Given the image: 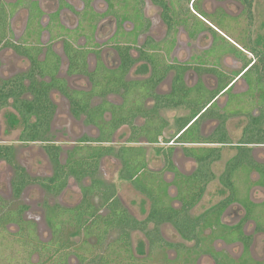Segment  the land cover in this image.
Returning <instances> with one entry per match:
<instances>
[{
	"label": "flooded vegetation",
	"instance_id": "1",
	"mask_svg": "<svg viewBox=\"0 0 264 264\" xmlns=\"http://www.w3.org/2000/svg\"><path fill=\"white\" fill-rule=\"evenodd\" d=\"M263 14L264 0H0V31L4 34H2L3 37L1 35L0 50H11L17 58L25 59L28 63L25 71L1 79L0 84L15 76L28 73L37 64L36 71L38 73L35 77L38 81H44L45 85L49 86L52 81L54 83L57 80L56 83H62L71 94L85 95L91 92L94 87L105 83L103 77L112 75L111 78L115 81L116 72H120L124 65L130 64L125 67L124 81L120 86H117L119 87L117 91H109L105 95L95 94L88 99L91 107L102 105L106 107L103 113L105 120L111 119L112 107H116L117 110L121 109L126 114V122L119 125L110 142L82 141L85 137L97 138L99 130L94 124L85 123V114L76 117L71 111L70 99L61 89L55 86L48 91V97L54 104V112L46 134L48 141L20 140L24 130V121L11 105V98L8 99L7 105L0 109L1 113L4 108L10 106L14 110L13 114L18 116L17 118L16 115H11V118L7 121L10 127L7 132L20 125L21 130L18 141L22 144L42 143L43 150L52 164L44 148L47 144L58 145L61 148L60 161L64 163L68 151L83 144H101L118 148L119 146L113 144L114 135L122 127H127L128 136L124 144L141 146L146 150L145 173L153 174L157 183L162 182L166 185L167 194L172 199L171 205L174 207H180V201L177 199L178 186H182L197 167L196 161L185 155L184 148H206V146L219 148L220 156L210 164L211 170L212 164L221 158L223 146L234 145L237 148V152L226 163L235 157L241 148H247L252 162L260 165L263 169V175L255 167H252L249 172L240 167L237 172L241 175L237 176L236 172L233 180L236 182L238 189L237 197L240 199L246 197L254 204L252 212L249 213L250 215L240 202H230L220 215V222L225 227H204L200 234L201 241L183 238L170 222H162L157 226L152 223V228H149L151 223L147 225L146 229L148 230L157 228L160 239L157 242L158 244H152L144 231H133L143 232L149 242L150 250L152 248L153 251L157 252L164 249V247H168L175 251V256L171 260L166 258L167 263L194 264V260L199 254H209L213 259V264L223 263L221 262L224 261L223 259L232 260V264H264V255L262 258L253 256L252 237L246 232L247 225L251 224L255 233L264 234V183H262L264 182V162H259L250 153L251 147L264 145V143H241L244 131L250 124L252 117L262 118L259 127L264 130V101L258 104H250L249 101L253 100L251 95L247 94V90L255 87V85L257 86L258 77L263 79L261 88L264 90V42L258 41L254 30L257 19H263ZM2 20L5 24L4 27H1L3 25ZM228 58L231 59V63L227 62ZM226 65L232 66L227 69ZM250 73L252 74L249 78ZM209 79L214 80L213 85L208 84ZM24 82L28 84L29 79ZM164 85H166V88H164ZM232 90L233 92H231ZM228 92L232 94L230 97L227 96ZM56 94L59 95V101L55 99ZM235 94H240L238 100L231 99ZM110 96L117 97L118 100H112ZM23 97L31 99L32 95L26 92ZM200 97L206 101L201 99L200 102H195V98ZM222 98L223 103L221 105ZM61 102L68 103V111L74 120L82 119L85 125L94 128L96 131L93 136L84 134L78 137L74 140L70 149L60 143L57 140V135L52 132L53 122L56 120ZM159 103L161 105L158 107ZM243 103H247L249 106L248 112L235 110L233 113L228 114L223 111L225 107L229 109V107H235ZM139 105L143 110L142 112H140ZM212 106H216V110L212 114H208ZM253 107L257 112L251 115L250 109ZM178 109L186 110L187 113L176 115ZM162 110H171L170 118L172 120L167 119L162 114ZM135 112L138 113L135 114ZM145 113H149L150 117ZM234 114L236 116L240 114L245 115L243 117L248 116L241 137L235 144L226 125L227 119L233 117ZM209 119L213 120L212 122L215 120V123H212L211 134L206 136L205 124ZM33 120L34 117L32 116L30 121ZM17 122L19 123L17 124ZM183 122H185L184 125L180 126ZM154 124H158L157 127L162 124L164 126L157 141L148 142L145 135L148 130L152 129ZM191 126V132L196 130L198 135L205 140L212 137L219 130V127L223 126L230 143H194L192 140H181V136ZM168 129H172L169 138L165 136ZM134 133L137 135V141L128 142V139L134 136ZM186 137L187 135H185V139ZM0 144L13 145L16 163L31 178L44 179L52 175L53 164L50 176H31L27 171V165L17 161L16 146L13 143ZM146 144L153 146L155 153L163 159V165L157 171L151 170L149 167ZM178 150H180L181 158L195 163L194 168L188 173L182 171L180 165L175 161ZM64 151H66V155L62 162L61 155ZM109 156L118 159L114 155L103 156L99 161L97 177L102 160ZM120 168L118 179L126 181L119 177ZM166 173L171 174L170 178L167 179ZM13 176L14 169L12 178ZM219 176L215 175L214 179H218L220 182ZM85 179H89L91 182L89 176L84 177L80 182L74 180L81 183ZM32 184L41 187L37 183H30L23 188L18 198H13L19 199L23 191ZM112 184L116 188V196L124 207L118 195L116 184ZM220 184L222 185L221 182ZM239 186L243 188H239ZM224 188L228 190L226 187ZM171 189L174 190L173 193L170 192ZM137 191L149 200L150 205L146 216L143 219H138L124 208L135 219L141 221L146 219L150 212L151 200L145 193ZM226 192V196L221 200L230 195L229 190ZM256 192L263 196L255 198ZM95 198L96 204L98 203V197L94 196L93 201ZM197 202L188 210V216L192 217L189 211ZM46 204L54 205L57 203H43L44 218ZM26 206L27 209L24 211L23 217L35 223L25 216L29 209V206ZM212 206L202 213H205ZM232 206H236L239 213L233 221L226 222L224 220L225 215ZM100 212L104 213L105 209ZM166 223L172 225L184 240L194 244L188 247L184 244L165 241L160 236L159 227ZM15 229L16 227H14ZM206 230H208V233H205ZM206 241H220L227 245H239L240 249L235 256L236 258H234L222 250L212 249V246L207 244ZM130 247L132 252V244ZM132 255L133 260H135L133 253Z\"/></svg>",
	"mask_w": 264,
	"mask_h": 264
},
{
	"label": "trees",
	"instance_id": "2",
	"mask_svg": "<svg viewBox=\"0 0 264 264\" xmlns=\"http://www.w3.org/2000/svg\"><path fill=\"white\" fill-rule=\"evenodd\" d=\"M3 20L1 27L5 26ZM2 34L3 32L0 31V43L4 35ZM128 65H124L120 72H116L115 81L112 80V75L103 77L105 83L94 87L85 95H76L68 92L62 83H56L57 80L54 83L52 81L49 86L45 85L44 81H38L35 77L38 73L36 64L28 73L15 76L0 84V109L7 105L8 99L11 98V105L24 121V130L20 140L48 141L46 134L54 112V104L48 97V91L55 86L70 99L72 113L76 117L85 114V123L94 124L99 130L97 138L85 137L82 141L110 142L115 130L126 122V114L121 109L117 110L116 107H112L111 119L105 120L103 113L106 107L104 105L91 107L88 99L95 94L105 95L109 91H117L119 88L117 86L124 81L123 75ZM26 79H29L28 84L24 82ZM26 92L31 93V99L23 97ZM160 105L159 103L158 107ZM139 108L142 112L140 105ZM145 114L150 117L149 113ZM32 116L34 120L30 121ZM261 119L258 117L250 119L241 143H264V130L259 127ZM157 125L154 124L145 135L148 142H156L161 134L160 131L164 124L158 127ZM191 129L192 126L180 139L192 140L194 143H230L223 126H220L219 130L206 140L200 137L196 130L191 132ZM185 135L188 138L185 139ZM136 141L137 135L134 133L128 142ZM44 148L52 161L53 173L50 177L38 179L31 178L16 163L13 145L0 144V160H4L14 169L11 181L14 198H18L23 188L30 183L39 184L49 194L59 195L67 186L69 177L80 182L84 177L89 176L91 182L81 187L82 199L73 207L46 204L45 220L51 230V237L48 241H42L37 235L35 223L23 217L27 209L26 205L13 207L0 195V259H5L6 262L2 264H10L9 260L18 255L28 264H70L68 261L72 257L82 262L90 260L93 264H123L122 259H133L130 247L131 231H144L152 244H158L157 242L160 241L157 228L146 229L149 223L157 226L162 222H170L183 238L201 241L200 234L204 227H225L220 222V215L230 202L238 201L248 211V214L252 212L254 204L246 197L243 199L237 197L238 189L233 180L237 170L242 167L249 172L252 167H255L263 175L261 166L252 162L249 150L241 148L237 155L226 163L223 173L219 176L220 182L230 191V195L205 213L192 218L188 216V210L198 201L208 182L215 178L210 164L220 156V150L217 147L184 148L185 155L192 157L197 167L186 182L178 186L177 199L180 201V207L171 205L172 199L168 196L164 183H157L153 174L145 173L146 150L141 146L123 144L115 148L109 145L83 144L68 151L64 163L60 161L61 148L58 145L47 144ZM105 155H114L120 160V179L130 181L137 190L150 198L151 208L146 219L139 221L130 215L116 196L114 184L107 183L96 176L99 161ZM94 196L98 197L96 204L92 199ZM102 209H105L104 213L100 212ZM11 227H16V229L12 231ZM111 231H115L117 236L111 243H106ZM75 236H82V245L75 244L73 240ZM2 248L3 250L8 249V253L1 254ZM196 252L198 253L197 250ZM223 260L220 264H232L233 262L230 259Z\"/></svg>",
	"mask_w": 264,
	"mask_h": 264
},
{
	"label": "rangeland",
	"instance_id": "3",
	"mask_svg": "<svg viewBox=\"0 0 264 264\" xmlns=\"http://www.w3.org/2000/svg\"><path fill=\"white\" fill-rule=\"evenodd\" d=\"M263 19H257V22L254 25L255 34L257 35L258 41L264 42V14L262 15ZM260 42V43H261ZM228 63H231V59H227ZM27 61L20 57L17 58L16 55L12 53L11 50L3 49L0 50V81L1 79L8 78L9 76L20 73L21 71H25L27 69ZM233 65V64H232ZM229 65V66H232ZM226 65V68L229 67ZM249 74V78L251 77ZM257 86L251 87L248 91V95H251V99L253 101H249L250 104H258L264 101V90L261 88V82H263L262 77L257 78ZM209 85L214 84L213 79L208 80ZM74 85V84H73ZM166 88V85H164ZM258 88L257 90H254ZM233 92V90L231 91ZM231 92L227 93V96H231ZM245 95V94H244ZM240 94H235L234 97L231 99L238 100ZM112 100H118L117 97L110 96ZM56 101H59V95L56 94L55 97ZM202 98H195V102H200ZM202 101H206L204 98ZM223 103V98L221 99V105ZM68 103L61 102L59 105V111L56 116V120L53 122V133L57 135V140L64 144L67 149L72 147V143L78 137H81L84 134H89L93 136L96 134L94 128L89 127L84 124L83 120H74L71 114L68 111ZM216 110V106H212L209 110L208 114H212ZM235 110H240L242 112H248L249 106L247 103L238 104L235 107H227L223 108L224 112L233 113ZM250 114L254 115L257 110L255 107L250 109ZM170 111L162 110V114L169 120L170 118ZM176 115L179 114H186L187 111L183 109L176 110ZM14 113V110L8 106L4 108L0 113V143H13L16 146V159L19 163L27 165V171L30 173L31 176H39L45 177L50 176L52 173V164L43 150V145L40 142L34 144H22L18 141V135L20 132L21 126H17V128L9 130V124L7 121L11 118V115ZM16 115V114H13ZM245 115L236 116L227 119L226 125L229 132L230 137L234 144L238 141L241 137L243 126H245L246 121L248 120V116L243 117ZM18 118V116L16 115ZM213 120L209 119L206 121V136L211 134L213 129L212 122ZM19 122H17L18 124ZM172 129L166 130L165 136L169 138L171 136ZM128 136V128L122 127L118 130L116 135H114V142L115 146H120L126 143V139ZM179 147V146H178ZM147 148V158L149 167L151 170L157 171L163 165V159L159 154L155 153L153 146L146 144ZM222 156L221 158L212 164V170L214 171L216 176H219L224 168L226 161L231 158L236 152L237 148L233 146H223L222 147ZM251 155L253 158L259 160V162H264V145H255L251 147ZM66 151H64L61 155L62 162L65 158ZM175 161L180 165V169L185 173L190 172L194 168V162L190 160H185L181 158L180 150L175 155ZM120 168V162L118 159H115L112 156L105 157L102 160L100 172L98 177L105 180L106 182L115 183L117 186L118 195L124 207L136 218L143 219L147 211L149 209V200L140 194L129 181H122L118 179V170ZM13 175V169L10 165H8L5 161L0 160V195L4 197L7 201L11 203V206L16 207L18 204H26L29 206L28 211L26 212L25 216L36 223L37 235L40 239L46 241L51 237V230L50 227L47 225L45 218H44V207L43 203L47 202L49 204H60L61 206L66 207H73L74 205L80 202L82 197L81 187L83 185H88L90 183L89 179H85L81 183H77L73 178L69 179V185L67 188L61 193L59 196H53L47 194L41 187L36 184L29 185L22 193L19 199H14L11 192L10 180ZM167 179L170 178L171 174H165ZM241 175L237 172V176ZM242 186V185H241ZM239 188H243L240 187ZM173 189H171V193H173ZM228 190L220 184L218 179H214L205 188V191L201 197V199L197 202V204L189 211V214L192 217H195L202 213L204 210L209 208L210 206L217 203L219 200L224 198L227 194ZM255 198H261L263 195L260 193H255ZM96 201V198L94 199ZM239 213V210L236 206H232L231 209L227 210V214L225 215L224 220L226 222H231L235 218V216ZM152 223L149 224V228H152ZM11 230L14 231V227H11ZM160 236L167 242L176 243V244H184L185 246H192L193 242H188L184 240L178 232L174 229V227L170 224H162L159 227ZM246 232L252 237V244L253 246V256L259 258L263 257L264 255V234L262 233H255L251 224H248L246 227ZM205 233H208L206 230ZM117 236V233L111 231L106 239V243H111L113 239ZM75 240V244L78 246L82 245V236H75L73 237ZM92 241V240H91ZM4 242V241H3ZM207 244L212 246L214 250H222L226 254L231 257L236 258V254L239 252L240 246L234 245H227L220 241H206ZM5 244V243H4ZM131 244H132V253L135 256V260L125 258L122 259L123 264H130L133 262L134 264H171L167 263L165 260L168 258L171 260L175 256V251L168 247H164L161 251H153L150 246L149 242L146 239L145 235L141 231H133L131 233ZM179 251V250H178ZM8 249L1 250V254H7ZM258 258V257H257ZM10 264H28L25 259H21L18 256L11 258ZM35 261V260H34ZM6 263L5 259H0V264ZM70 264H93L90 260H85L84 262L78 260L75 257L69 259ZM174 264V263H172ZM176 264V263H175ZM180 264V263H179ZM194 264H213V259L209 254H202L198 255L197 258L194 260Z\"/></svg>",
	"mask_w": 264,
	"mask_h": 264
}]
</instances>
